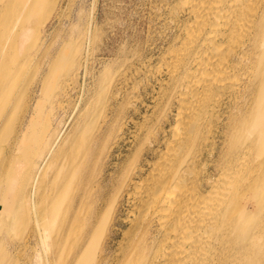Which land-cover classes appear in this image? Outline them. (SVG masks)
<instances>
[{"label":"bare ground","instance_id":"6f19581e","mask_svg":"<svg viewBox=\"0 0 264 264\" xmlns=\"http://www.w3.org/2000/svg\"><path fill=\"white\" fill-rule=\"evenodd\" d=\"M58 1L0 0V28L9 30L0 40V140L10 135L19 113L13 102L22 63L11 65L7 47L15 54L19 43L28 51ZM165 2L175 34L162 47L157 64H152L155 56L148 57V63L144 58L137 61L148 72L154 70L158 84L154 105L142 115V122L136 119L141 111L136 106L128 120L117 122L103 116L106 108L116 110L106 103L93 108L88 123L83 119L85 110L79 115L78 133L90 135L74 140L81 152L66 162L64 172L69 183L76 177L72 171L78 175L75 212L79 220L91 214L97 218L105 166L112 172L110 201L105 199L110 215L107 223L96 227V234L102 235L105 228L113 231L103 245L92 244L88 255L83 257V250L74 262L88 264L92 252L98 255L95 264H107L113 238L121 232L110 264H264V0ZM60 64L61 60L53 64L42 79L44 91L48 92ZM132 67L140 73L138 65ZM128 82L122 81L120 90ZM116 85L107 96L109 102L115 99ZM138 99L149 106L143 95ZM43 110L36 100L23 105V116L6 149L18 153L7 160L0 176L6 177L9 167L1 211L10 216L5 215L4 221H24L26 196L31 198V235L41 239L51 263L60 258L55 247L62 238L52 237L51 229L63 225L67 208L62 197L49 203L41 173L30 190L26 186L41 152L46 153L43 173L59 156L55 147L60 137L54 131L48 134L49 120L43 131L38 130ZM131 123L138 126L132 139L126 136ZM59 147H67V141ZM124 151L130 162L119 165ZM88 155L95 156L89 174ZM50 215L54 219L49 222ZM92 228L88 223L86 231ZM88 239L82 240L83 246Z\"/></svg>","mask_w":264,"mask_h":264},{"label":"rangeland","instance_id":"374dc122","mask_svg":"<svg viewBox=\"0 0 264 264\" xmlns=\"http://www.w3.org/2000/svg\"><path fill=\"white\" fill-rule=\"evenodd\" d=\"M165 1L59 0L52 16L41 29L38 40L30 44L28 51L21 48L19 43L15 54L10 47H7L11 65L13 66L14 63L16 67L22 63V71L17 82L19 90L17 101L13 102V105H19V113L15 116L10 135L0 140V147L3 148L0 153V176L7 160L12 159L18 153L17 151L16 154L14 152L11 154L6 149L23 116L25 101L30 99L32 102L33 100L39 101L41 105H44V110L43 124L38 126V130L43 131L46 128L45 123L49 120L50 132L48 134L54 131L57 138L60 137L57 141L58 146L55 147L58 149L56 154L59 156L51 167L45 168L47 171L43 173L41 165L46 153L41 152L35 159L26 186L30 190L36 176L41 173L42 178L45 179L42 186L46 188L45 196L49 195L47 199L49 203L57 197H62V206L67 208V211L64 214L63 225L60 228L59 224L53 225L51 229L52 237L57 234L62 237L57 239L55 247L60 258L48 263L41 239L36 235H31L34 220L31 198L28 199L26 196L24 221H14V223L12 220L4 221L6 216L7 219L10 217L7 212L1 211L8 187L7 175L10 171L7 167L6 177L0 178V264H77V261L74 262L76 255L83 254L84 250L83 257L87 256L92 244L103 245L109 231H113L105 228L102 235L96 234V227L107 223L105 220L110 215L108 198H110L113 184L110 169L107 170L104 166L100 174L103 180L100 183L101 200L96 203L97 218L94 220L91 214L87 220H79L77 216L79 213L75 212L78 203L76 204V199H73L79 186L76 182L78 175L72 171L71 173L76 177H72L73 181L69 183L64 174L66 162L81 152L77 148L78 143H74V140L79 137L87 138L90 135L88 132L81 135L78 133L79 115L83 110L87 114L86 117L82 116L85 123L91 120L89 113L93 111V108H99L105 103L113 105L116 110L106 108L103 116L114 119L116 122L124 117L128 120L135 112V106L141 109L138 118L136 117L137 120L139 119L138 122H142V115L151 110L150 105H154L155 102L153 97L158 93V84L152 77L154 70L148 72L137 61L144 58L148 63L150 61L148 57L155 56L152 64H157L156 57L160 56L162 47H166L175 34L169 6ZM6 31L9 30L0 28V40L6 39ZM15 60L18 62L15 63ZM59 60H61L59 73L52 79L51 86L46 92L41 87L42 79L51 66ZM133 64L141 68L140 73H136L135 68L132 67ZM127 79L129 80L128 86L120 90V83L122 81L125 83ZM150 80L151 85L148 84ZM115 84H118L115 87L116 96L113 101L109 102L107 96L110 90L114 89ZM121 93L123 94L120 95ZM140 94L149 106L142 105L138 99ZM129 96L132 98L130 103L126 104ZM135 126L133 123L129 125V131L126 132L127 138L132 139L133 134L137 133L138 126L136 128ZM66 141L67 147H59ZM69 142L72 143L71 146L68 145ZM123 154L122 159H119V165H124L126 160L130 162L129 157H126L129 152L124 151ZM93 157L95 158L93 155H88L87 161L89 162L86 171L88 174L93 169ZM76 162L77 160H74V165ZM100 177L95 179L96 182L100 180ZM42 205L44 206L43 203L39 204V210ZM91 205H93L92 202ZM5 207L7 208L8 204H5ZM121 211L124 217L127 213L126 208L122 207ZM53 219L50 215L49 222ZM88 223L93 224L89 232L86 231ZM123 228L125 230L127 224ZM85 238L89 239L83 246L82 240L84 241ZM120 238L121 232H116L111 252L107 256L109 260L106 259L107 264L112 262L117 248L116 244ZM51 248L52 245L49 243L46 249L49 251ZM79 248L81 252H78ZM91 253L88 264H95L98 255Z\"/></svg>","mask_w":264,"mask_h":264}]
</instances>
